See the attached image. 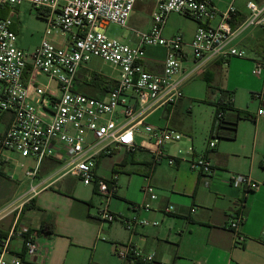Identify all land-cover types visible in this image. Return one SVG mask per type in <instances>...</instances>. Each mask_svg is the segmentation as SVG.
I'll list each match as a JSON object with an SVG mask.
<instances>
[{
  "label": "built area",
  "instance_id": "1",
  "mask_svg": "<svg viewBox=\"0 0 264 264\" xmlns=\"http://www.w3.org/2000/svg\"><path fill=\"white\" fill-rule=\"evenodd\" d=\"M154 1L149 29L135 31L136 42L131 45L109 38L106 30L111 24L126 28L137 0H0V11L28 3L41 12L47 23L41 44L27 52L17 45L15 14L10 11L7 16L0 15V118L3 114L11 116L9 124L0 130V173L11 161L9 153L33 160L34 166L25 171L31 180L37 177L44 160L57 161L63 175H72L85 186L95 185L105 197L98 210L103 222L120 221L131 233L138 228L157 227L159 222L114 214L110 201L117 190V176L109 180L97 176V160L123 148L146 149L153 166L163 162L175 166L177 161H184L201 176L214 174L215 167L206 153L199 155L193 145L187 150L180 148L179 156L168 154L166 148L181 144L184 136L170 127L153 126L148 119L157 110L178 104L184 97V84L203 74L211 64L246 58V50L235 43L252 30H264V0H248L244 18L236 0L225 11L218 9L216 0ZM171 14L198 23L189 43L180 34L164 36ZM148 48L165 50L161 72L145 69ZM93 58L118 71L115 83L102 98L78 90L80 71ZM253 62V75L264 78V58ZM226 101L234 104L233 96ZM217 117L221 119L223 113ZM257 117L264 118V107L259 108ZM137 135H145L146 140L137 144ZM215 145L210 141L207 149ZM229 183L245 192L259 187L241 174L230 175ZM38 188L32 186L30 195H35ZM142 192L150 201L158 198L148 183ZM151 209L150 203L135 207L139 212ZM172 212V206L164 209L165 215ZM243 221L244 216L237 213L228 222L238 244L245 241L239 234ZM14 237L23 241L28 258H35L39 252L38 232L18 224L0 241V264H34L10 254ZM114 251L120 260L131 264H160L153 254L144 253L132 242L116 244Z\"/></svg>",
  "mask_w": 264,
  "mask_h": 264
},
{
  "label": "crops",
  "instance_id": "2",
  "mask_svg": "<svg viewBox=\"0 0 264 264\" xmlns=\"http://www.w3.org/2000/svg\"><path fill=\"white\" fill-rule=\"evenodd\" d=\"M215 4L218 7L216 1ZM239 11L243 18L247 15L246 6L245 11ZM237 43L253 48L250 60L264 58V30H252ZM165 53L162 48H148L145 69L161 72ZM86 67L82 70H86ZM221 68V63H213L200 75L204 81L210 79V89L214 87L213 70ZM79 77L82 78L78 84L79 91H94L86 87L88 82L84 81L85 76L80 73ZM115 80L109 79L111 83L108 86L100 83L106 89L103 94H85L105 97L108 87ZM182 104L183 99L172 108L160 109L164 110L160 117L166 121L164 125L181 134L179 113ZM214 104L211 103L212 107ZM233 106L234 112L226 115L228 127L236 120L237 111L250 113L238 108L235 100ZM214 111L215 108H212L208 126L211 139ZM0 120L1 127H5L11 116L3 114ZM257 121L258 118L255 121L239 120L234 139H220L224 143L215 145L211 150L205 144V149L201 150H205L215 167L211 176L199 175L184 161H177L175 166H168L164 162L153 166L146 149L130 151L123 148L111 155L101 156L97 160L96 175L106 180L118 175L115 197L110 201L112 212L126 219L137 215L141 219L159 222L157 227L138 228L133 233L126 230L120 221L112 224L103 222L98 216L99 209L94 214L93 198L88 200L77 195L73 181H81L72 175H63L62 166L57 161L44 160L37 177L31 180L26 178L25 171L34 166L33 160L9 153L11 161L0 173V241L18 224L37 231L40 250L35 258L25 256L23 241L18 237L12 238L9 246L11 255L34 264H131L120 260L114 251L116 244L129 242L144 253L153 254L160 264H264V130L257 126ZM241 122L255 125L249 150L244 146L230 148L226 144L238 140ZM182 135L189 136L185 133ZM190 138L181 144L168 146L167 153L179 156L182 146L193 144ZM142 140H146L145 135L136 136L137 144ZM232 174L249 176L259 187L245 192L229 183ZM10 175L14 178H10ZM122 175H126L128 182L124 195L118 185ZM6 180L12 181L15 186L5 189L3 183ZM147 183L155 188L158 196L155 201H150L142 192ZM32 186H39L33 196L30 195ZM93 186V195L102 197L103 204L105 197ZM131 187L136 192L133 198L129 197ZM147 203L152 206L150 212L135 210L137 205ZM131 204L132 209L129 208ZM167 206L173 207L169 215L164 214ZM237 213L244 216L239 234L245 241L240 244L235 232L228 228L229 219ZM51 225L52 233H48Z\"/></svg>",
  "mask_w": 264,
  "mask_h": 264
},
{
  "label": "rangeland",
  "instance_id": "3",
  "mask_svg": "<svg viewBox=\"0 0 264 264\" xmlns=\"http://www.w3.org/2000/svg\"><path fill=\"white\" fill-rule=\"evenodd\" d=\"M247 1L248 0H236L235 5L238 9L245 11ZM216 2L218 3V9L220 11H225L227 5L230 4L232 0H216ZM154 9V0H137L127 27L123 28L116 24L109 25L106 30L108 37L133 45L135 43V31H146L149 29L151 25V15L154 12ZM10 11L15 14V24L13 26V30L17 33V45L27 52L33 51L41 44L46 32L47 23L42 18L41 12L33 8L28 3H23L14 7H6L4 9L6 16ZM218 21L219 18L213 22V25H217ZM197 26L198 23L191 18H187L183 15L171 14L167 19L164 36L171 37L173 35L180 34L183 36L184 41L189 43L193 38ZM235 45L238 48L245 49L247 57L230 58L228 62L222 65L221 69H214L213 73L215 79L213 83L214 87L212 89L209 88L206 81H204V79L200 76L188 81L183 86V104L180 106L181 109L179 113L181 116L182 127L179 131H181L182 134L185 133L192 137L194 144L193 145L191 143L189 146H187V144L182 146L184 150H187L193 145L196 152L200 155L204 154L205 150L201 149H205V144L208 145L210 141L215 142L218 146L224 143L223 141L211 139L208 133V126L211 117L210 114L212 112V108H214L211 103L218 102L222 94H226L227 92L231 93L232 96H234L235 105L238 108L248 110L256 116L259 108L264 107V97H258L259 95H264V78L255 77L252 73L254 62L253 60H250V57L251 52L254 50L250 46H245L244 44L240 45L237 42ZM86 68V70H81L80 73L89 79L88 86L86 87H88L89 90L94 91L88 92L86 90L84 93L91 95L96 94V92L103 94V90L105 88H103L101 84H107L108 86L111 83L108 81L109 79H117L118 77L117 70L96 58L91 59ZM101 81L103 82L100 84L99 82ZM163 111L164 110H160L156 113L148 120V123L156 127H165L164 122L166 121L160 118ZM257 118V126H261L260 128L264 130V118ZM1 129L0 121V130ZM254 129L255 125L253 123L241 122L237 138L238 140L236 142L226 144L230 148L237 149L239 147L243 148L244 146L247 150H249L254 138ZM189 136H184L183 140L187 141V139H191ZM73 182L77 189V195L88 200L93 198L92 210L95 214L101 207V203L103 201L102 197L93 195V185L85 186L78 181ZM118 185L123 189L122 195H124V191L128 185L126 175H122L120 182L118 179ZM3 186L6 189V187L10 188L15 186V183L6 180L3 183ZM135 194V190L131 187L129 197L133 198ZM129 208L132 209V204L129 205Z\"/></svg>",
  "mask_w": 264,
  "mask_h": 264
},
{
  "label": "trees",
  "instance_id": "4",
  "mask_svg": "<svg viewBox=\"0 0 264 264\" xmlns=\"http://www.w3.org/2000/svg\"><path fill=\"white\" fill-rule=\"evenodd\" d=\"M1 16H6V13L3 11H0ZM207 84L210 88V79L206 78ZM97 82V81H96ZM103 81L99 82L102 83ZM97 84V83H96ZM232 95L231 93L227 92L226 94H222L220 100L214 104L215 108V115H214V123L212 128V138L215 140H220L223 138L227 139H234L236 137V126L237 122L239 120H252L255 121L257 119L256 115H251L248 112H241L237 111L236 120L231 124V127H228L226 125V115L230 112H234V104L227 103V98ZM223 113V117L219 119L217 117L218 113ZM224 131H227L226 133ZM224 132V133H223ZM48 233H52V225L49 226Z\"/></svg>",
  "mask_w": 264,
  "mask_h": 264
}]
</instances>
